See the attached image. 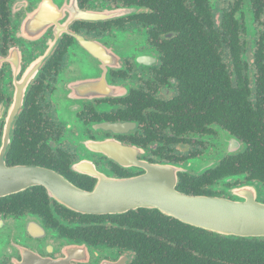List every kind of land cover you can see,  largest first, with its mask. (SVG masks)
<instances>
[{"label": "flooded vegetation", "instance_id": "obj_1", "mask_svg": "<svg viewBox=\"0 0 264 264\" xmlns=\"http://www.w3.org/2000/svg\"><path fill=\"white\" fill-rule=\"evenodd\" d=\"M22 168L107 202L124 183L264 204V0H0V176ZM259 253L264 237L151 205L79 212L42 185L0 195V264Z\"/></svg>", "mask_w": 264, "mask_h": 264}, {"label": "water", "instance_id": "obj_2", "mask_svg": "<svg viewBox=\"0 0 264 264\" xmlns=\"http://www.w3.org/2000/svg\"><path fill=\"white\" fill-rule=\"evenodd\" d=\"M34 185L45 186L52 197L79 212L100 214L124 211L136 205H151L198 228L218 233L264 237V204L251 200L232 203L192 197L176 192L173 186L169 191L157 189L156 192H133L134 186L120 183L114 192H109L107 202L103 199L102 189L85 193L52 171L22 168L7 171L6 177L0 176V195ZM136 187L140 188V185ZM104 197L107 198V194Z\"/></svg>", "mask_w": 264, "mask_h": 264}, {"label": "trees", "instance_id": "obj_3", "mask_svg": "<svg viewBox=\"0 0 264 264\" xmlns=\"http://www.w3.org/2000/svg\"><path fill=\"white\" fill-rule=\"evenodd\" d=\"M224 251H225V250H224ZM258 255H259L258 257H260V256H264V254H262V253H259ZM242 257H243V258H246V256H244V255H243ZM252 257H254V256L252 255ZM261 258L264 259V257H261ZM259 259H260V258H259Z\"/></svg>", "mask_w": 264, "mask_h": 264}]
</instances>
